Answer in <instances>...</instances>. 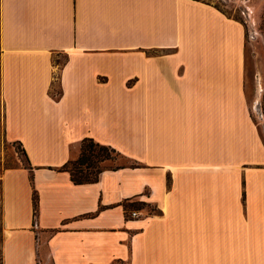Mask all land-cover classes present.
Listing matches in <instances>:
<instances>
[{
	"label": "crops",
	"instance_id": "1",
	"mask_svg": "<svg viewBox=\"0 0 264 264\" xmlns=\"http://www.w3.org/2000/svg\"><path fill=\"white\" fill-rule=\"evenodd\" d=\"M84 138L138 166L75 183ZM45 233L53 264H264L243 21L207 0H0V264H39Z\"/></svg>",
	"mask_w": 264,
	"mask_h": 264
},
{
	"label": "rangeland",
	"instance_id": "2",
	"mask_svg": "<svg viewBox=\"0 0 264 264\" xmlns=\"http://www.w3.org/2000/svg\"><path fill=\"white\" fill-rule=\"evenodd\" d=\"M212 2L228 15L233 16L245 24L246 28V88L249 104L263 136H264V0H207ZM63 55L57 56V61L63 62ZM58 90V87L55 88ZM81 153L80 145L75 147L73 160ZM7 165L14 161L6 158ZM133 160L124 155L113 154L101 165L105 168L125 166ZM135 209H143L148 213H156L155 205L136 201ZM40 247L39 264H53L49 250L45 244L47 234H43Z\"/></svg>",
	"mask_w": 264,
	"mask_h": 264
},
{
	"label": "trees",
	"instance_id": "3",
	"mask_svg": "<svg viewBox=\"0 0 264 264\" xmlns=\"http://www.w3.org/2000/svg\"><path fill=\"white\" fill-rule=\"evenodd\" d=\"M60 94V92H58ZM81 153L76 160L67 161L61 169L69 171L72 180L77 184L92 183L99 180L100 174L106 169H116L123 166L113 168H105L101 164L111 158L113 154L122 156V153L110 145L96 142L93 138H84L80 143ZM128 167H137L138 163L133 161ZM33 203L35 206V214L38 210V195L34 193Z\"/></svg>",
	"mask_w": 264,
	"mask_h": 264
},
{
	"label": "built area",
	"instance_id": "4",
	"mask_svg": "<svg viewBox=\"0 0 264 264\" xmlns=\"http://www.w3.org/2000/svg\"><path fill=\"white\" fill-rule=\"evenodd\" d=\"M137 214H138L137 211H133V212H132V215H134V216H136Z\"/></svg>",
	"mask_w": 264,
	"mask_h": 264
}]
</instances>
